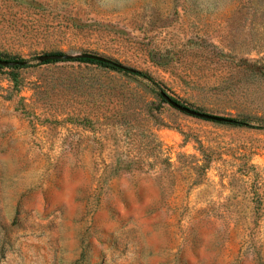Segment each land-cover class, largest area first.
Returning <instances> with one entry per match:
<instances>
[{
    "label": "rangeland",
    "instance_id": "rangeland-1",
    "mask_svg": "<svg viewBox=\"0 0 264 264\" xmlns=\"http://www.w3.org/2000/svg\"><path fill=\"white\" fill-rule=\"evenodd\" d=\"M0 59V264H264V0H0Z\"/></svg>",
    "mask_w": 264,
    "mask_h": 264
},
{
    "label": "water",
    "instance_id": "water-1",
    "mask_svg": "<svg viewBox=\"0 0 264 264\" xmlns=\"http://www.w3.org/2000/svg\"><path fill=\"white\" fill-rule=\"evenodd\" d=\"M43 58L45 60H73L75 58H88V59H92V60H98L101 62H105L117 67H123L121 64L106 58L104 56L98 55V54H94V53H82V54H78V55H72V54H65V53H50V54H45L43 56ZM23 62L21 61H16V60H4V59H0V65L1 66H17L22 64ZM166 99L176 108H178L179 110L199 117V118H203V119H207V120H213V121H220V122H232V118L229 117H224V116H219V115H215V114H210V113H206V112H202V111H198L195 110L193 108H190L188 106H185L183 104H180L179 102L173 100L170 97H166Z\"/></svg>",
    "mask_w": 264,
    "mask_h": 264
},
{
    "label": "trees",
    "instance_id": "trees-1",
    "mask_svg": "<svg viewBox=\"0 0 264 264\" xmlns=\"http://www.w3.org/2000/svg\"><path fill=\"white\" fill-rule=\"evenodd\" d=\"M58 61H63V62H66V61H89V62H92V63H95V64H101V65H104V66L112 67V68L124 71L126 73H131L133 75L149 77L146 74H143L142 72L133 71V70H130V69H127V68H124V67H117V66L105 63V62H101V61H98V60H92V59H88V58H78V59L75 58L73 60H47L46 62H58ZM27 65L28 64H25V66H27ZM149 79H151V78H149ZM228 123L238 124V125H246L247 122H245L244 120L233 118L232 122H228Z\"/></svg>",
    "mask_w": 264,
    "mask_h": 264
}]
</instances>
